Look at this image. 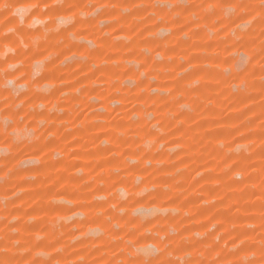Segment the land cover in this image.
Masks as SVG:
<instances>
[{
  "label": "rangeland",
  "instance_id": "374dc122",
  "mask_svg": "<svg viewBox=\"0 0 264 264\" xmlns=\"http://www.w3.org/2000/svg\"><path fill=\"white\" fill-rule=\"evenodd\" d=\"M262 3L0 0V264H264Z\"/></svg>",
  "mask_w": 264,
  "mask_h": 264
},
{
  "label": "snow or ice",
  "instance_id": "6c2138e0",
  "mask_svg": "<svg viewBox=\"0 0 264 264\" xmlns=\"http://www.w3.org/2000/svg\"><path fill=\"white\" fill-rule=\"evenodd\" d=\"M7 7V6H5ZM261 7H264V3H262ZM36 264H40V262H36Z\"/></svg>",
  "mask_w": 264,
  "mask_h": 264
}]
</instances>
